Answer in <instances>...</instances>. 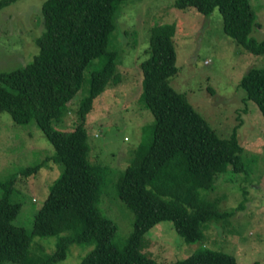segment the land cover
<instances>
[{
	"label": "trees",
	"instance_id": "trees-1",
	"mask_svg": "<svg viewBox=\"0 0 264 264\" xmlns=\"http://www.w3.org/2000/svg\"><path fill=\"white\" fill-rule=\"evenodd\" d=\"M9 1L0 0V7ZM122 1L46 0L41 6L43 30L35 39L37 53L25 66L0 71V110L18 123L35 119L53 147L50 159L63 166L30 229L16 221L21 204L10 200L13 182L1 184L0 264H53L66 255L70 244L91 246L76 264H240L234 256L206 246L166 263L139 248L145 234L165 220L173 223L183 242L204 240V224L226 213L206 201L203 192L213 187L220 173L246 171L236 131L220 137L169 83L177 72L174 23L152 27L149 57L140 63L142 100L155 124L149 144H139L116 181L119 198L135 216L123 246L114 243L115 221L97 207L101 173L107 169L88 161L84 116L114 75L113 55L106 47ZM175 6L205 15L218 8L224 31L254 55H264V35L256 40L250 34L259 24L248 0H176ZM96 58L97 67L90 72L87 93L77 108L78 122L67 130L53 126L79 89L84 69ZM239 86L260 110L264 128V60L242 77ZM34 237H56L53 252L33 253Z\"/></svg>",
	"mask_w": 264,
	"mask_h": 264
},
{
	"label": "rangeland",
	"instance_id": "rangeland-1",
	"mask_svg": "<svg viewBox=\"0 0 264 264\" xmlns=\"http://www.w3.org/2000/svg\"><path fill=\"white\" fill-rule=\"evenodd\" d=\"M45 1L10 0L0 7V71L25 66L37 53L35 39L43 30L41 6ZM248 1L259 24L250 34L260 40L264 35V0ZM175 2L123 0L115 12L106 47V52L113 55L114 75L92 99L84 116L88 161L107 169L106 174L101 173L97 207L115 221L118 230L114 243L123 246L133 230L135 216L119 198L116 181L139 144H149L155 124L152 110L142 100L140 63L149 57L152 27L174 23L177 72L169 83L184 94L220 137L236 131L246 171L220 173L213 187L203 192L206 201L226 213L204 224V240L183 242L173 223L165 220L145 234L139 248L159 263L184 258L206 246L234 256L240 264H264L263 119L239 86L249 70L262 65L264 55H254L224 31L218 8L205 15L192 7L179 9ZM98 59L84 69L79 89L53 126L67 130L78 122L77 108ZM53 153L35 119L18 123L9 112L0 110V186L13 182L10 200L21 204L16 221L28 229L63 168L50 159ZM34 166V171L23 173ZM2 192L0 187V196ZM56 240L34 237L32 252L50 254ZM90 248L70 244L66 255L53 264H76Z\"/></svg>",
	"mask_w": 264,
	"mask_h": 264
}]
</instances>
